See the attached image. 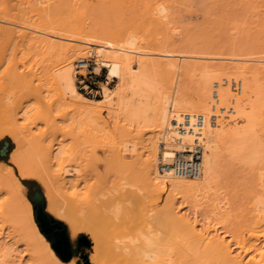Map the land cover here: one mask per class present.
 <instances>
[{
    "label": "bare ground",
    "instance_id": "bare-ground-1",
    "mask_svg": "<svg viewBox=\"0 0 264 264\" xmlns=\"http://www.w3.org/2000/svg\"><path fill=\"white\" fill-rule=\"evenodd\" d=\"M254 1L257 4H264V0ZM92 3L113 4L119 9L129 7L131 10L135 9L130 6L135 4L134 6L137 7L138 4L142 7L140 12L142 20L146 25L148 23V28L152 26L154 30L169 15L168 6L165 4L170 2L167 3L166 0H94L91 3L88 0H0V64H5V71L0 78V140L7 136L14 145L8 156L10 165L0 161V194L7 195L4 206L0 204V223L11 221L16 225L15 229L12 228L13 233L25 234L22 237L23 242L25 241L24 252L41 251L46 253L54 264H63L39 231L32 217L31 205L24 195L25 187L19 178H32L45 185L46 211L65 221L71 236L83 231L89 237L92 249L88 258L90 264H109V259H120L122 262L120 260L117 262L122 264H264V57L255 56L257 53L253 55V53L236 52L239 50L234 49L228 54L223 51L215 53L213 57L217 56L218 59H224L228 63L220 66L202 65L199 68V65L195 64L198 69L194 73L191 72L194 80L190 91L184 89L182 85H177L168 94L160 93L157 90L153 71L163 65L166 71L184 77L187 74L184 65L187 63L183 65L180 61H171L172 59L166 62L167 58L180 56L195 59L196 57H191L194 56L191 55L193 52L191 56L180 53L176 55L175 52H179L176 49L172 51L159 47L156 49L155 57H162L166 61L163 59L162 63L157 59L154 63L153 60H148L154 53H147L142 47L140 21L138 24L134 20L130 22L121 18L119 21L117 18L119 23L110 25L60 23L61 12L71 10L74 4ZM66 4H71V7H66ZM125 8L124 13L127 9ZM66 32L74 37H66ZM59 41L85 47L97 46L98 49L85 50V47L61 45ZM91 53L97 66L95 69L99 71L104 68L107 81L101 84V96L97 100L84 97L75 87L77 73L75 63L79 67H85L86 54ZM205 55L203 57L205 59L212 57ZM31 56L34 58L37 56L36 61L39 57L42 58H39L38 63L47 56V60L51 59L50 67L47 69L42 66L41 71L44 73L38 74L33 67H30L33 64L28 67L31 62L27 64V60ZM213 57L212 59L215 58ZM31 61L35 63L34 68L40 65L33 58ZM159 62L162 63L160 66ZM43 76H46L50 85L48 88L53 92L50 93L52 96L48 95L49 98L42 95H47L48 92L41 91ZM231 81L240 83V91H232L229 85ZM112 82H114L113 88H109L108 84ZM214 92L215 100H213ZM30 97L36 101L35 111L32 107L24 105ZM44 99L48 100L44 102L45 104H43ZM66 102L78 111V115H88V118L93 119L91 120L93 123L101 122L99 113L104 109L110 116L136 131L134 135L136 133L137 135L134 139L137 141L130 143L124 141L109 156L117 165H121L125 172L126 169L130 170L124 165L126 154L132 155L127 158L134 157L135 176L131 173V177H136L133 179L137 180L136 184L139 183L138 186L135 184L137 192L132 189L133 192L129 194L131 188H128L127 196L122 194L119 196V193H116L120 198L123 196L122 201L117 203L110 197L106 206L101 203L100 206H94L87 212L83 210L86 213L79 209L78 204L81 200L79 202L72 197L57 198L58 190L76 186L80 177L79 171L76 167L71 169L64 165L65 162L61 161L60 149L52 145H41V140L45 141L41 139L43 134H39L38 129L36 131L32 129L38 134L32 133L30 126L35 119L43 122L48 129L54 128L58 115H52L51 111H59V106ZM227 108H232L230 115L219 114V109ZM94 113L98 115L91 116ZM212 116L218 117L212 121ZM29 117L30 122L21 123V120ZM98 126H102L101 123ZM162 142L163 147L160 145ZM140 144L142 147L138 148ZM160 146L159 155L161 154L164 162L161 170L157 165V151H160ZM196 146L202 148L200 174L195 177L176 175L169 166L175 155L190 152ZM224 165H237L246 169L252 178L250 190L242 197L244 201L238 207L234 219H228L231 227L226 233L220 234L214 227L213 232H209L211 230L202 227L204 224H200L195 213H192L194 210L182 214L179 209L177 211L172 207V203L153 212L145 205L143 195L137 194L138 191H147L150 187L155 189L158 187L160 190L168 187L173 197L193 201L195 202L193 207H197L199 205L197 202L207 197L206 194H209L217 183ZM97 196L99 195L94 197ZM86 198L83 205L88 204V198L91 201L92 197ZM129 198L131 200H128ZM126 199L129 204L121 206ZM104 206L106 209L103 208ZM4 209L7 212L4 213ZM214 209H217L216 214L221 213V208L217 207V204H214ZM4 215L8 216V220ZM121 226L125 230L128 229L127 234L124 233L125 239L120 236L123 233L119 235L121 240L126 241H120L115 235L116 230ZM0 232L3 233L2 225ZM4 237L6 238V235ZM17 242L18 240L12 245ZM4 246H0V252L6 249ZM9 250L12 252L11 248ZM18 252L17 254H21ZM28 259L32 261L33 256L29 255ZM115 261L111 260L110 264ZM70 264L76 263L70 262Z\"/></svg>",
    "mask_w": 264,
    "mask_h": 264
},
{
    "label": "rangeland",
    "instance_id": "rangeland-1",
    "mask_svg": "<svg viewBox=\"0 0 264 264\" xmlns=\"http://www.w3.org/2000/svg\"><path fill=\"white\" fill-rule=\"evenodd\" d=\"M88 1L91 3L94 0H88ZM166 1L167 3L170 2L168 4H165L166 6H168L167 9L169 15H167L166 20L163 21L164 23L162 22L163 25L161 24L159 27L158 26L155 27L156 30L155 29L153 30L152 26L151 28H148L149 27L147 26L148 23L146 25V22L142 20L140 16L142 7L138 6V4H136L138 8L134 6L135 4H133L134 7L130 6L132 9L135 10H131L129 9V7H126L127 9L125 7L119 9L118 6L115 5V7L118 8L116 9L113 4H108V5L107 4L95 5V3L79 4V5L74 4L72 7L70 6L71 4H66V7H71L72 9L71 10L67 9L66 11L61 12L62 14H60L59 20H62L60 21V23L62 24L70 22L71 25L75 23H85V24L100 23L101 25L103 24L110 25V24L119 23V21H121V18H124L125 21H130V22L134 20L138 24L141 22L139 28L141 30L140 35L143 38L142 47L146 49L147 53L150 54H152V52L154 53L152 54L154 55L153 56L154 58L152 57V55L149 57V59L148 57H145L148 60L151 59L154 61V63L155 60L157 61V59L162 63L164 62L162 61L164 58L162 57L160 58L158 56L155 57L156 49H158L159 47L160 48L162 47L164 49H169L172 51L173 50L175 51L176 49L179 51V52H175L176 55H178L177 53H180V55L187 54L188 56L194 55L191 57L194 58L196 57L195 59L189 57H180V56L178 58H167V61L166 59H164L166 62H169L170 59H172L171 61L174 60H176V62L180 61V63H182L183 65L184 63L185 64L189 63L188 65L187 64L184 65L186 66L184 68L187 71V74L184 77L178 76L176 73L166 71L163 65L160 66V64H162L161 62H159V64L157 63L160 67L156 65L158 68H156L157 70L153 71L152 74L156 78L154 79L157 86V90L160 93H164V94H168L172 92L177 87V85H182L184 89L190 91L193 82L192 80H194L193 78L194 76L191 77L192 73H194V71H196L202 65L211 64L213 66H220L228 63V61L224 59H220V58L218 59L217 56H214L216 58L215 59L213 57V54L215 53H219L223 51L228 54L230 53L229 51L233 52L234 50H239L236 52L241 51L243 53H253V55L257 53L255 54V56L264 57V53L262 52L264 51V4L262 5L257 4L255 3L254 0H174V1L166 0ZM82 5L85 6L83 7ZM92 8L95 11L98 10L99 13L98 11L93 12L94 10ZM124 8L126 9L125 13H124ZM75 11L77 13H75ZM110 11L112 13H109ZM72 17L73 19L71 20ZM117 18L119 19V21L117 20ZM142 23L143 25H141ZM65 34L66 37L68 38L74 37L69 32H66ZM59 44L75 45L76 47H85L84 45L79 46L76 43H71L67 41H59ZM85 48H86L85 50L92 49V51L98 49L97 46H92V45H88ZM85 50L83 52H85ZM185 51H187L189 54L186 53ZM199 53H202V55ZM195 54L198 56H196ZM204 54H206L205 55L206 57L212 56L214 59H212V57L205 59L203 58ZM199 55L200 57L201 56L202 57L200 58ZM86 56L87 59L91 61V67L93 71L95 70L94 73L96 74L98 73V76L95 80H98L99 81L98 85L101 86V84L104 83L103 77L105 75V69L102 68L99 71L95 69L97 66L95 64L93 53L86 54ZM44 57L47 58V56ZM32 58L34 61H36L37 56H35V58L31 56V58L27 60V64L31 62L28 65V67L33 64L30 67H33L34 71H36L38 74L44 73V71H41L43 70V67L47 69L48 67H50L51 59H49L50 60L49 61L47 60L48 58L47 59L44 58L43 60L45 61L44 63H42L43 60H41L42 61L41 64L38 63L40 62L39 60L40 57H39L36 63L40 65H37V67L34 68L35 63L31 61ZM187 58H189L190 60ZM195 64L199 65L198 68L195 66ZM39 66L40 69H38ZM187 66L191 68L194 67V69H189V67ZM37 69L39 72L37 71ZM4 71H5V64L1 63L0 78L3 75L2 73ZM41 84H40L41 89H43L41 91L42 92H45L46 90L48 91L46 92L47 95L45 94L42 95L47 97L48 95L52 96L53 92H50L51 89L49 90L48 88L50 87V85L46 80V76L42 77ZM113 85L114 82L108 84V87L113 88ZM75 87L76 90L84 97L91 100L99 99L84 94L83 91H81L78 88V84L76 83V80H75ZM46 99H44L43 104H45L44 102L50 100V99L48 100ZM26 102L24 105L25 106L27 105L26 107L29 108L32 107V110L35 111L36 101L30 97L27 98ZM51 114L54 116L58 115V117L56 118L57 120L55 122L56 125L54 128L48 129L46 126H44L43 122L34 119L33 125L31 124L30 126L32 127L31 132L34 134H38V132H33V131H36L37 129L38 131L40 130L41 132L39 131V134L40 133L41 135L43 134L42 135L43 137L41 136V139L45 140V141L41 140L43 144L42 143L40 144L46 146L52 145L53 147H57L58 149H60L61 150L60 157H61V161L65 162L64 165H67L71 169L72 167L73 168L76 167L77 170L79 171L78 173L79 176L85 181V182L82 181V179L79 177L78 178L79 181L77 182L76 186L68 187V188L66 187L58 190L56 192V195H58V197L56 196L57 198L60 197L64 199H70L72 197L79 200V202L81 200V202L78 205H79V209H81V211L84 213L85 211L87 212L90 208L94 206H100L101 203L106 206V202L111 198H114L116 202L122 201L121 198L124 195L127 196L130 194V192L133 191L137 192L136 185L138 186L139 183L136 184L137 180L136 181L134 180L136 179V177H133L135 176V167H136L135 163H133L134 157L127 158V157H132V155L126 154V158H125L126 163L124 165L125 166L127 165L126 168L130 170H128L129 171L128 172L126 169L125 172L124 171L125 169L122 170L121 165H117L113 159H110L112 157L109 156L110 154H112V151L115 148L120 147L121 146L120 144H122L124 141L125 142L127 141L128 143H130L131 141H137V139H134L136 138L137 133L136 135H134L135 134L134 132L136 131L132 129V127L119 121L117 118L113 117L112 115L110 116V114H108V112L104 109H101L99 113V117L101 118V122L99 123H101L102 126H98L99 123H96L95 121L93 123L91 121L93 119L88 118V115H84V116L78 115V111L73 106L67 104V102L64 105L59 106V111L52 110ZM29 115H31V113H29ZM92 115H98V113L91 114V116ZM30 117L28 119L21 120V123H26L28 121L30 122L31 121ZM45 129H47L48 131H46ZM4 138L9 140L10 149L12 151V149L14 148L13 142L7 136H5ZM141 145L142 144H140L139 145L140 147L138 146V148H141L142 147ZM160 145L163 147L164 146L163 142ZM161 146H160V151L159 150L157 151V165L160 170H161V166L164 164V162L161 159V154L159 155V153H161ZM140 150L142 151V149H139V151ZM8 156L9 154L6 157V161L8 164H10L8 162ZM118 166H120L121 168ZM115 167L116 169H114ZM77 172H75L74 175H76ZM131 173L133 174L132 177H131ZM19 180L21 183L23 181L27 182L26 185H24L23 183L22 184L25 187L24 195L26 199L29 201L32 208L31 209L32 217L35 223L37 224L39 231H41V233L45 236L46 240L49 243V246L51 247L53 252L57 255V257L62 261V263L70 264V262L71 263L74 262L76 264H90L88 258L89 255L92 253V249H91V241L89 237L83 231H79L76 233L75 236H71V232L67 223L61 219H58L53 214L46 211L47 200L45 197L44 183L42 184L41 181L32 178H27V179L19 178ZM102 180L105 181L108 185H106V183H104ZM251 181L252 178L249 176L246 169L239 168L237 165L234 166L224 165L221 168V172L217 183L209 191V194H206L207 197H204V199L197 202V204H199L198 205L199 207L198 206L193 207L195 203L193 201H189V200L186 201L185 198H176V196L173 197V193H171L168 187L162 190H160L158 187H156L157 189H155V187L154 188L150 187L151 188V189L149 188L150 190L149 189L147 191L144 190L145 193H143L144 191L142 190L143 192L138 191L137 194L143 195V200L145 205L148 208H150L153 212L162 209L169 203L170 204L172 203L171 205L173 208H176L175 210L178 211L179 209V212L181 213L183 212L184 214L186 212H190L194 210L192 211V213L193 212L195 213L194 215L198 220H200L201 222L200 224H204V226L202 225V227L204 228L207 227L209 228V230H211L209 232H213L212 228L214 227L218 229V232H220V234H223L226 233V231L230 230L231 223L230 221L228 222V219L230 220L234 219V215L236 214L238 207L244 201L242 197L246 196L248 191L250 190ZM97 184L100 185L95 186ZM109 185H111V187ZM92 188L94 190H92ZM101 188L104 189L101 190ZM128 188H131L129 189L131 190L129 191V194L127 191ZM116 189L119 190L120 192L117 191ZM124 190L127 192H125ZM92 191H94L95 193H93ZM35 193H39L41 195L39 204L33 201V196ZM116 193L117 194L119 193V196H121L120 194H122L123 196L120 198ZM91 194H93L94 196L99 195L97 196L98 199ZM86 197L87 198L92 197L91 201L88 198V204L84 203L83 205L82 203L84 202V199ZM99 197H101V199L103 200H101ZM118 198H120V200H117ZM171 198L174 199L172 200ZM6 199H7V195L0 194V204H3L4 206ZM94 199H97V201ZM128 200L131 199L129 198ZM128 200L127 199L123 200L124 202H122L123 204H121V206L124 204L128 205L129 204ZM116 202L113 203L115 205H119L116 204ZM86 204L88 205V207ZM214 204H217V207L221 208L220 209L221 213L216 214L217 209H214ZM105 206L103 208H105ZM38 208H40L42 212L46 215V223L43 228L41 227L40 222L37 219L36 214ZM3 211L4 213L7 212L6 209H4ZM7 217H8L7 215H4V218L6 220H8ZM0 225H2L3 227V233L0 232L2 233V235L0 234V244H1L0 246L5 245L4 247L6 248V249H2L0 252L1 264H19V263L20 264H54V262L50 260L49 256L46 253H43L41 251L35 252L37 250H35L34 252L33 251L24 252L25 241L23 242L22 237H24L25 234L23 233L21 235H18L16 232L13 233L12 228L13 227L14 229L16 228V225L13 222L5 221L3 222V224L0 223ZM122 227L123 226L119 227V229H117L115 232V235L118 239L120 238V236L121 238H124L125 235L127 234L126 231L128 229L125 230ZM125 232L126 234L124 235ZM172 232H174V230H172ZM122 233L124 236L120 235ZM4 234L6 235V238L4 237L5 236ZM121 238L119 239L120 241L122 240L126 241L124 240L125 238L122 240ZM14 240L15 241L18 240V242L17 244L15 243V245H12V243L15 242ZM2 241H3V245H2ZM9 248L12 249V252H10L11 250H9ZM61 248L65 250L64 253L61 252ZM173 248L174 245L172 246V250ZM17 251H19L21 254H17ZM29 255L33 256L32 261L28 259ZM111 260L112 261L116 260L115 262H111L112 264H115L120 259L119 260L109 259L108 261L109 264ZM121 262H117L116 264H122Z\"/></svg>",
    "mask_w": 264,
    "mask_h": 264
},
{
    "label": "built area",
    "instance_id": "built-area-1",
    "mask_svg": "<svg viewBox=\"0 0 264 264\" xmlns=\"http://www.w3.org/2000/svg\"><path fill=\"white\" fill-rule=\"evenodd\" d=\"M75 69L77 71L75 75L76 83L78 88L83 91L84 94L90 95L94 98H100L101 89L98 85L99 81L95 80L98 76V73H94L91 67V61L86 60L85 67L77 66L75 63ZM102 69V68H101ZM100 69V70H101ZM104 83H106L104 75ZM230 88L233 92L240 91V83L238 81H231ZM214 99L216 98V93L214 92ZM221 110V111H220ZM230 115L232 113V108L219 109V114ZM223 114V115H224ZM218 116H212V121H214ZM187 155L189 157H187ZM201 160H202V148L200 146L194 147V149L187 153H177L173 158L172 162L169 164L172 171L179 176L184 177H195L200 174L201 170ZM167 166V165H166ZM161 167H164L163 165Z\"/></svg>",
    "mask_w": 264,
    "mask_h": 264
},
{
    "label": "water",
    "instance_id": "water-1",
    "mask_svg": "<svg viewBox=\"0 0 264 264\" xmlns=\"http://www.w3.org/2000/svg\"><path fill=\"white\" fill-rule=\"evenodd\" d=\"M6 148H7V143H4L0 150V155L4 156L6 154ZM41 199V195L39 193H35L33 196V201L37 202L39 204ZM37 219L40 222L41 227L43 228L45 223H46V215L42 212L40 208L37 209Z\"/></svg>",
    "mask_w": 264,
    "mask_h": 264
},
{
    "label": "trees",
    "instance_id": "trees-1",
    "mask_svg": "<svg viewBox=\"0 0 264 264\" xmlns=\"http://www.w3.org/2000/svg\"><path fill=\"white\" fill-rule=\"evenodd\" d=\"M4 143H7V148H6V154L4 155V156H1L0 155V161H3V162H5V163H7V161H6V157H7V155L8 154H10V152H11V149H10V142H9V140L8 139H6V138H4V139H1L0 140V148L4 145ZM8 164V163H7ZM10 165V164H9ZM24 185H26V181H23L22 182Z\"/></svg>",
    "mask_w": 264,
    "mask_h": 264
},
{
    "label": "flooded vegetation",
    "instance_id": "flooded-vegetation-1",
    "mask_svg": "<svg viewBox=\"0 0 264 264\" xmlns=\"http://www.w3.org/2000/svg\"><path fill=\"white\" fill-rule=\"evenodd\" d=\"M61 252H62V253H64V252H65V250H64L63 248H61Z\"/></svg>",
    "mask_w": 264,
    "mask_h": 264
}]
</instances>
